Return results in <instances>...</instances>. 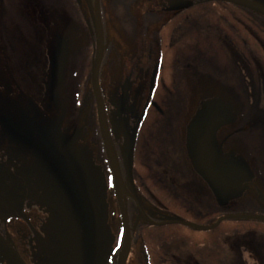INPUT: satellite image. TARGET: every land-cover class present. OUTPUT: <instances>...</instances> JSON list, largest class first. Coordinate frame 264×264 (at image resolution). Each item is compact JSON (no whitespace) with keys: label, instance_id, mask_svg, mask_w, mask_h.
Segmentation results:
<instances>
[{"label":"flooded vegetation","instance_id":"flooded-vegetation-1","mask_svg":"<svg viewBox=\"0 0 264 264\" xmlns=\"http://www.w3.org/2000/svg\"><path fill=\"white\" fill-rule=\"evenodd\" d=\"M88 1L93 3L94 0ZM103 1L106 0H100V9ZM116 1L124 3V11L126 15L131 16L134 23L128 27L130 28L128 33L125 31L126 35L120 36L122 43L127 46L131 42L136 43L138 33L131 39H126L125 36L140 30L142 32L139 34L140 46L142 48L155 46L158 43L155 33L162 26L157 31H154L153 26L160 17L149 15L148 9L140 16V22L137 24L136 18L131 15V8L141 0ZM161 1L169 2L167 5H159L162 12L168 14L177 13L178 10L196 3L195 0L190 3L186 0ZM152 2L154 0H148L146 3ZM256 2L264 6V0ZM257 13L264 15L261 12ZM169 16L172 18L175 15ZM101 23L104 36L103 15ZM91 35L89 39L92 49L91 52L84 50V56L90 57L87 54H91L93 60L95 41L94 35ZM105 42L103 39L100 85L103 68L106 65ZM15 57L13 56L14 61L10 60V57L7 58L6 62L8 65L10 62L11 68L18 71L20 67ZM129 80L130 78L124 80L121 93L113 107L107 106L101 86L100 92L109 144L117 171L122 177L124 189L135 198L124 172L129 171L130 151L131 171H138L135 160L138 155L139 158H149L150 145L149 143L147 146L144 145V141L138 142L137 103L134 99L130 101ZM49 82L50 92L51 73ZM20 83L23 84L21 80ZM17 85L23 91V87ZM11 94L17 96V99L12 98L16 102L10 101ZM84 94L87 101H91L90 110L93 107L96 110L91 87L85 90ZM20 95L25 97L17 88H11L10 82L7 86H0V236L24 264H118L121 251V222L117 211L120 228L113 233L108 225L109 198L116 208L117 202L97 124L92 125L91 121L87 120L78 127L72 125L64 128L60 124L61 111L55 106L57 92L54 101L51 100L50 92L51 107L48 108V117L43 116L37 105L32 107L30 103H23ZM147 109L148 106L143 109L142 116L148 114ZM133 117L137 118L134 124L131 119ZM222 118L224 117L219 116L215 109H211L205 118L195 119L184 125L182 141L178 137L179 147L175 144L179 149L180 161L183 160L182 156L187 163L181 161V169L156 167L152 171H196L202 177L203 171L212 161L214 171L221 176L215 188H211L215 202L218 201L220 190L223 196L240 193L249 178L248 169L239 161L222 160L220 147L215 138L221 126L216 128L214 136L208 140L210 127ZM225 120L228 122L229 118ZM153 165H156L155 160ZM133 181L139 197L134 176ZM122 201L131 232L132 215L135 216V222L141 216L131 197L123 196ZM130 237L132 240V235ZM0 264L9 263L0 258Z\"/></svg>","mask_w":264,"mask_h":264},{"label":"rangeland","instance_id":"rangeland-1","mask_svg":"<svg viewBox=\"0 0 264 264\" xmlns=\"http://www.w3.org/2000/svg\"><path fill=\"white\" fill-rule=\"evenodd\" d=\"M147 1L148 0H141L133 5L131 8V15L136 18L138 24L140 22V16L150 9L149 15H157L156 18L160 17L153 26L154 31H157L169 20V15L173 14L164 13L159 7V5H167L169 2L154 0V2L147 4ZM101 7L103 25L105 26V51L107 54L105 59L106 65L103 68L100 86L105 95L107 106L113 107L115 105V100L121 93L124 80L130 78V101L134 99L137 103V118L138 121H140L141 118H143V109L149 106L151 96L154 94V90L158 88L159 84L164 85L163 88L169 92H173L177 90L175 88L176 83H171L170 80L173 77L184 79L185 85L181 86L180 81L179 86L181 88L179 87L180 89L178 92L176 91L178 95L182 97L183 104L181 106L174 105V109L177 108L178 114V122L175 128L176 137L175 140L174 138L168 140V147L171 149L168 155L170 158L176 159L177 156H173L176 151L179 152V149L176 150L175 145L177 144L179 147L180 140L182 141L181 137L184 136V125L195 120L198 111L205 103L212 106L215 102L222 103L223 106L228 108V113L223 117L225 119L228 117L229 121L227 122L226 120V122L220 125L221 127L219 126L220 128L217 130L215 138L219 144L220 155L223 161L226 159L230 161L236 159V161H239L248 169L249 178L247 179L245 188L240 193L236 192L231 196H223L222 193H220L216 203L211 191L215 186L210 185L203 174L201 177L196 171H185L187 177H189L185 178V180L184 178L182 179L184 183L178 186L180 187L178 190L182 195L187 193L191 194V192H193L194 201H197V199L198 201L209 200L215 209L221 207V214L231 213L230 215H232L240 212H247V214L264 216V180L258 175V171L254 166L253 157L248 153L249 148L246 142L241 139V136H246V133L244 134L243 132L248 130L250 126V123L241 125L239 121L244 106V99L240 93V89H238V82L243 79L237 77L235 78V82L231 80L232 84L230 82L227 83L223 76L215 75L202 67L196 68L193 77L191 75L187 76L188 73L180 71V66L183 65L187 59L194 56V50L186 52L187 59L179 55L177 66L168 65V63L171 62H169V58L166 54L162 55L161 49L159 50L157 43L155 46L150 45L151 47L142 48L140 46L139 34L142 33L140 30L132 32V34L127 37L125 36L126 39H131L133 35L135 36V34L138 33L136 43L132 44V42H127L129 43L128 46L124 45L120 36L122 34L126 35L125 31L128 33L130 30L128 27L132 26V24L134 25L131 21V16L126 15L124 11V3H120L116 0H106L105 2H101ZM18 9L20 15H24L29 22L33 33L30 34L29 38H22L19 35L24 36V33L6 30L1 24V15L3 12H0V86H7V83L10 82L11 88L15 87L18 91H21L22 95H25V97L20 95L23 103H30L29 105L32 107L38 106L43 116L48 117V108L51 107V102L49 101L51 56L56 52L57 44L60 41H66L67 58L62 82L56 91L57 101L55 102V106L61 111L60 124H62L64 128H68L72 125L78 127L87 120L91 121L92 125L97 124L96 110L94 107L90 110L91 101L88 102L84 94V91L90 87L89 82L86 81L83 83L80 81L79 75L80 61L85 53L84 50L91 52L92 49V44L89 39L92 33L90 31V18L88 16L89 13L86 3H78L79 17L72 14V12L67 13L65 11L52 9L49 3H46V0H18ZM4 14L5 12L3 15ZM261 23L264 25V19H262ZM157 34L158 32L155 33V35ZM180 45L179 43L174 46ZM182 46H185V44H182ZM207 48L211 50V45H208ZM252 50L256 51V49ZM87 55L90 56L91 64V62H93L91 54ZM13 56H16V62L20 67L18 71L13 67L11 68L9 61V65L6 62L9 57L10 60H13ZM209 56H211V54ZM243 60L245 63L247 62V64L250 63L246 59ZM206 61H211L210 57H207ZM249 61H251V64H254V62L259 64H256V69L261 68L260 64L262 66V63H264L263 57H258L257 59L252 58ZM263 70L264 64L262 66V71ZM262 71L261 76L264 77ZM153 73L155 74L152 77ZM243 73L244 71H242L240 75ZM3 78H5V80L2 81ZM20 80L23 84L20 83ZM16 83L23 87V91ZM235 84H237V87ZM247 97L250 106L254 103L258 105L260 99H262L259 98L255 100L253 92H250ZM12 98L17 99L15 94H11L10 101L16 102L12 100ZM40 108L42 110H40ZM90 115L91 118H89ZM150 115L153 114L150 113ZM137 118H131L133 124ZM255 118L256 117L251 119L253 125H255L254 123L258 124L256 120H253ZM155 130L154 121L151 117L149 122L146 121L142 123V141H144V145H147V143L150 145L148 150L150 153L149 158H141L143 163H145V161L147 162L144 164L146 171H152V169L158 168L157 163L155 166L153 165V161L156 159L150 162L153 157H156L151 143L156 138L154 134ZM259 130L261 132V129ZM178 137H180V140ZM181 158L183 159L181 161H186L187 163V160L182 156ZM133 176L135 178V175ZM175 178L179 179L177 176ZM135 180L137 182L136 178ZM171 181L172 180H170V182ZM190 198H192V196ZM220 198H226L225 200L227 201L219 204ZM139 200L146 216L155 222L158 220H162L163 222L178 218L181 221L196 226L208 227L213 224H208L209 221L206 219L190 217L177 210L167 211L161 208V206L155 208L142 196H140ZM109 201L108 225L112 229V232L115 233L120 228L117 209L110 198ZM132 221L134 224L136 223L134 215H132ZM140 221L141 217L137 222ZM228 223L229 222H226L220 225L216 230L213 229L207 232L194 228H183L180 225H172L166 226V228L161 231V234L172 243L169 249L175 248L176 250H185L193 254H208L206 260L208 263L224 264V261H220L217 257L218 252H222V250L218 249L220 248V242L227 241V235L225 234L229 226L239 225L237 222ZM131 244L127 264H148L139 239L132 237ZM242 260L243 264H264L259 260L257 253L249 252V250L242 254Z\"/></svg>","mask_w":264,"mask_h":264},{"label":"trees","instance_id":"trees-1","mask_svg":"<svg viewBox=\"0 0 264 264\" xmlns=\"http://www.w3.org/2000/svg\"><path fill=\"white\" fill-rule=\"evenodd\" d=\"M46 3H49L52 9L72 12L79 17L76 0H46ZM18 10V0L17 3L16 0H0V12H5L1 15V24L6 30L22 32L25 35H19L20 37L29 38L33 31L25 16L20 15ZM173 15L175 16L165 22L157 34L159 50L161 49L162 55L166 54L171 62L168 65L177 66L179 55L187 59L186 52L194 50V56L187 59L183 65H179L180 71L188 73L187 76L193 77L196 68L202 67L215 75L223 76L227 83L232 84L231 80L235 82L237 77L243 79L238 82V89L244 99L239 121L241 125L250 123V126L243 132L246 136H241V139L246 142L249 148L248 153L253 157L258 175L264 180V100H262L264 99V77L261 76L264 63L262 66L260 64L261 68L256 69L258 63L251 64L249 61L258 57H263L264 61V25L261 23L264 17L239 5L207 1H197L194 5L186 6ZM179 43L180 46H174ZM208 45H211V50H208ZM252 49H256L257 52ZM207 57H210L211 61H206ZM243 59L250 63H245ZM241 70L244 71L242 75H240ZM79 72L80 81L89 82V57L84 55L81 57ZM262 72L264 73V70ZM170 81L176 83L177 92L181 88L180 81L181 86L185 85V80L177 77H173ZM163 86L159 84L158 88H155L147 109L148 114L139 121L138 142L143 140L141 138L142 123L149 122L151 117L156 128L154 131L156 138L152 141L156 157H153L150 162L156 159L159 168L181 169L179 152L176 151L173 156H177L176 160L168 155L171 150L168 147V140L176 136L178 114L174 105L181 106L183 100L176 91L169 92ZM235 86L237 87V84ZM250 92H253L255 100L262 98L259 101L260 104L254 103L251 106L248 104L247 96ZM211 109H215L219 116H226L228 113V108L220 102H215L213 106L205 103L195 119L205 118ZM254 117L256 118L253 120H256L258 124H252L251 119ZM175 149L177 150L176 145ZM135 163L138 169L133 171L137 179L136 188L140 196L145 197L151 206L155 208L161 206L167 211L177 210L190 217L206 219L209 221L208 224H214L221 217L231 214H221V207L215 209L209 200L194 201L193 192L182 195L178 186L189 177L185 171H146L144 164L147 162L143 163L139 155ZM176 176L179 179L175 178ZM225 199L220 198L219 204L227 201ZM236 214H247V212ZM160 221L162 220L157 222ZM226 222H229L228 224L237 222L239 225L228 227L225 234L227 241H221L218 248L222 250L218 252V259L224 261V264H243L242 254L249 250V252L257 253L259 260L264 263V222L227 220L221 222L215 230ZM166 226L172 225L151 226L142 218L140 222L132 224L131 235L139 239L148 264H210L206 261L208 254H193L185 250L169 249L172 243L161 234Z\"/></svg>","mask_w":264,"mask_h":264},{"label":"water","instance_id":"water-1","mask_svg":"<svg viewBox=\"0 0 264 264\" xmlns=\"http://www.w3.org/2000/svg\"><path fill=\"white\" fill-rule=\"evenodd\" d=\"M190 3V0H186ZM197 1H217V2H225V3H232L237 5H242L248 7L250 9L256 10L257 12H261L264 14V6L258 4L256 0H197ZM87 10L89 13L93 33H94V40H95V49H94V59L91 66L90 72V84L92 89L93 98L95 101L96 106V115H97V124L99 129V134L101 137V141L105 150L110 175L113 183L114 193L117 199V205L121 220V230H122V242H121V251H120V259L118 264H126L128 259L129 251H130V234H129V227L126 217V212L124 209L122 198L123 196L131 197L141 216L143 219L152 226H162V225H182L190 228H194L200 231H211L215 229L221 222L227 220H254V221H262L264 222V216L259 215H229L218 219L213 225L208 227L203 226H196L190 223L181 221L179 219H171L165 222H153L151 221L144 211L142 210L138 200L130 195L123 187L122 179L117 171L115 159L109 144V138L106 129V121L103 111V106L100 97V90H99V71L102 61V47H103V36H102V26H101V18H100V5L99 0H94L93 5L89 3L88 0H85ZM67 55V43L62 41L58 44V50L52 55L51 59V100L54 101L56 97V88L60 85L63 77L64 71V63ZM124 94V91H123ZM226 120L224 118L220 119L219 122H216L215 125L210 127V132L208 136V140L212 139L214 136V131L218 128L222 123ZM131 158L132 154L130 151V164H129V171H125L126 177L129 180L130 188L132 194L136 197V193L134 190L132 176H131ZM214 161V159H213ZM203 176L210 182V185L216 186L218 181L220 180V174L217 171H214L212 166V161L208 164L203 171ZM220 193L222 191L220 190ZM117 209V208H116ZM118 215V212H117ZM119 221V216H118ZM120 227V226H119ZM0 258L2 260H6L9 264H24L22 260L18 257V255L12 250V248L8 245V243L0 236Z\"/></svg>","mask_w":264,"mask_h":264}]
</instances>
